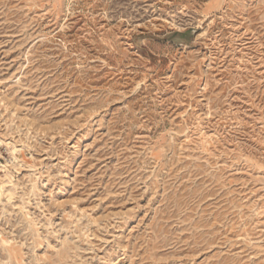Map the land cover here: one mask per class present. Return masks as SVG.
I'll use <instances>...</instances> for the list:
<instances>
[{"label": "rangeland", "instance_id": "1", "mask_svg": "<svg viewBox=\"0 0 264 264\" xmlns=\"http://www.w3.org/2000/svg\"><path fill=\"white\" fill-rule=\"evenodd\" d=\"M0 264H264V0H0Z\"/></svg>", "mask_w": 264, "mask_h": 264}, {"label": "water", "instance_id": "2", "mask_svg": "<svg viewBox=\"0 0 264 264\" xmlns=\"http://www.w3.org/2000/svg\"><path fill=\"white\" fill-rule=\"evenodd\" d=\"M183 40L185 41V43H188L191 40V34L190 32H186L184 34H181Z\"/></svg>", "mask_w": 264, "mask_h": 264}]
</instances>
